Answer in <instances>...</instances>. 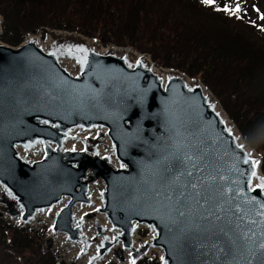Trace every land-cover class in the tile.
<instances>
[{"label": "water", "instance_id": "1", "mask_svg": "<svg viewBox=\"0 0 264 264\" xmlns=\"http://www.w3.org/2000/svg\"><path fill=\"white\" fill-rule=\"evenodd\" d=\"M1 24L0 15V34ZM52 32L44 45L35 35L17 46L0 40L4 214L26 226L39 213L53 212L52 234L78 245L81 255L88 254L87 264H97L115 246L129 252L131 264L148 257L150 249L159 250L161 264H232V255L209 246L218 228L205 231L212 226L201 219L203 209L179 195L172 157L178 150L202 157L208 171L222 177L211 190L214 197L219 199L222 190L225 198L232 196L227 209L239 203L261 221L255 213L264 203V189L250 192L246 183L252 170L257 172L251 177L253 187L264 177L261 156L255 169L243 163L246 153L256 159L201 81L189 82L188 75L172 69L160 73L148 54L121 52L130 47H97L77 32ZM64 58L74 61V72L62 64ZM77 130L93 135L75 136ZM75 137L83 148L67 145ZM237 181L233 195L230 189ZM92 186L100 204L79 215L76 206L95 205ZM251 197L254 203H249ZM231 216L228 211L218 226ZM86 221L91 234L84 230ZM141 226L151 236L136 244ZM254 227L264 228V223ZM215 242L224 246L225 241Z\"/></svg>", "mask_w": 264, "mask_h": 264}, {"label": "trees", "instance_id": "2", "mask_svg": "<svg viewBox=\"0 0 264 264\" xmlns=\"http://www.w3.org/2000/svg\"><path fill=\"white\" fill-rule=\"evenodd\" d=\"M236 2L216 0L210 7L201 0H0V40L17 46L48 28L149 54L211 91L260 154L264 173V0H239L241 11L234 15L216 10ZM47 231L0 214V264H57L44 247ZM137 264L161 263L152 255Z\"/></svg>", "mask_w": 264, "mask_h": 264}, {"label": "snow or ice", "instance_id": "3", "mask_svg": "<svg viewBox=\"0 0 264 264\" xmlns=\"http://www.w3.org/2000/svg\"><path fill=\"white\" fill-rule=\"evenodd\" d=\"M201 2L210 7H214L216 4V0H201ZM216 10L234 15L241 11V4L237 0L234 7L224 4ZM260 19L264 20V14H261ZM261 27L264 28V25H261ZM239 147L242 148L243 146ZM172 163L177 173L175 182L179 189V195L184 199L191 197L197 206L203 209L204 214L201 219L212 226V228H205V231H212L218 228L219 234L215 236L209 246L216 248L222 254L232 255L234 257L232 264H264V228L254 227L258 223H264V220L258 221L253 218L251 215L253 210L244 211L239 203L233 202L231 208L227 209L225 205L232 201V196L225 198L222 190L219 199L214 197L211 190L214 188L216 181L222 179V177L213 176L208 171V166L204 165L202 157L195 153L190 154L178 150L173 154ZM243 163L250 164L252 169H255L259 162L253 160L250 154L246 153ZM236 172L237 175H243L239 169ZM256 176L257 172L252 170L250 178L246 181L250 192L256 189H264V177H261L260 183L253 187L251 177ZM235 183L236 187L230 189L233 195L236 194V188L239 187V182ZM189 189L191 190L190 192ZM255 201V197L249 198V203H254ZM234 209H241V211L236 212ZM228 211H232V216L228 217L225 226H218V222L225 220ZM183 214L182 212L180 213V215ZM255 214L264 218V203L259 204V209ZM233 224L235 225L234 228L231 227ZM241 224H244L245 227H241ZM222 237L225 241L224 246H220L215 242ZM132 264H135L134 260Z\"/></svg>", "mask_w": 264, "mask_h": 264}, {"label": "rangeland", "instance_id": "4", "mask_svg": "<svg viewBox=\"0 0 264 264\" xmlns=\"http://www.w3.org/2000/svg\"><path fill=\"white\" fill-rule=\"evenodd\" d=\"M52 31H59V30H52V29L46 28V29H41L37 34H32V35H35V36L40 35V37L38 38L39 43L44 45L47 42V35H49L50 37L53 38V36H52L53 32ZM93 41L97 47H105V46H101L102 44H100V42H98L94 39H93ZM153 64H155L159 67H162L157 62L156 63L153 62ZM176 71H178V70H176ZM180 72H182V71H180ZM74 134H75V136H79L82 138H84L88 135H91V136L93 135L92 133L82 131V130L74 131ZM79 137H75V138L69 140L71 148H73V147L80 148V149L83 148V144L80 141ZM99 204H100V200H99ZM79 206L83 207V209L81 210V214H85L86 212L96 210V206H94V208L91 210H90V208L92 206H89V205H79ZM0 212H2L0 214H2L6 219H9L13 223L18 224L17 219H11L6 214H4V212L2 211L1 205H0ZM96 218L101 224L107 223L104 215L101 213H97ZM52 222H53V212H51L50 214H47L46 212H44V213H39L35 217V219L29 224V226H31L33 228H38L40 226H46L48 228L47 235H46V238L44 240V247L47 249H51L54 252V254L56 255L57 260H58L57 264H87L88 263V254L87 255L86 254L81 255L80 254V247L78 245L73 244L72 242H69L63 234H56V235L52 234V232H51ZM150 236H151L150 230L148 228H146L145 226H141L138 228L137 232L134 235V241L136 244H140V243L144 242ZM156 250L157 249H150L148 256H152V255L158 256V252ZM94 251H95V249L93 248V250L89 254L94 253ZM120 251L122 254L121 258H119V252ZM110 262H117L119 264H131L129 252L127 250H122L121 246H115L110 251L107 259H104L102 261L100 260L97 264H108Z\"/></svg>", "mask_w": 264, "mask_h": 264}, {"label": "bare ground", "instance_id": "5", "mask_svg": "<svg viewBox=\"0 0 264 264\" xmlns=\"http://www.w3.org/2000/svg\"><path fill=\"white\" fill-rule=\"evenodd\" d=\"M40 37V35H37V38H39ZM51 37L49 36V35H47V42H46V44H48V43H50L51 42ZM89 41V43H94V41L93 40H88ZM121 52H126V53H128L129 55H135L136 53L134 52V50L133 49H122V51ZM62 64L66 67V68H68L70 71H75L76 70V66H75V63H74V61L73 60H71V59H69V58H64V59H62ZM153 67H154V69H156L157 71H159L160 73H163V74H165V73H168V72H170V70L169 69H166V68H163V67H159V66H157V65H155V64H153ZM177 72V71H176ZM186 77V79L189 81V82H196V80H194V79H192V78H190V77H187V76H185ZM205 89V91L207 92V94H209L210 95V97H211V99L213 100V101H215L216 102V107H217V110L221 113V115L225 118V120H226V122H227V124L233 129V131L235 132V134L239 137V139H240V142H242L243 143V145L245 146V148L247 149V151L249 152V153H251V155L253 156V158L254 159H256L257 161H259L260 160V155L254 150V149H252L244 140H243V138L241 137V135H240V133H239V131H238V129H237V127L235 126V124L233 123V121L228 117V115L226 114V112L223 110V108L221 107V105L219 104V102L215 99V97L209 92V90L207 89V88H204ZM67 145L68 146H70V141H68L67 142ZM90 192H91V195H92V200L95 202V205H92V207L90 208V210L91 209H93L94 208V206H98V204H99V199H98V192H97V188L96 187H94V186H92L91 188H90ZM83 209V207H81V206H76L75 207V212L77 213V214H79V215H82L81 214V210ZM84 230H85V232L87 233V234H91V232H92V226H91V223L89 222V221H86V223H85V225H84ZM157 252H158V256L160 255L159 254V250H156ZM108 255L109 254H107L106 256H104L103 257V259L102 260H104V259H107V257H108ZM101 260V261H102Z\"/></svg>", "mask_w": 264, "mask_h": 264}]
</instances>
